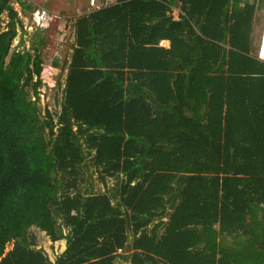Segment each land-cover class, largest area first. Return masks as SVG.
<instances>
[{
    "label": "trees",
    "instance_id": "obj_1",
    "mask_svg": "<svg viewBox=\"0 0 264 264\" xmlns=\"http://www.w3.org/2000/svg\"><path fill=\"white\" fill-rule=\"evenodd\" d=\"M179 1L73 18L52 111L0 0V264H53L17 241L53 196L72 227L57 264H264V0Z\"/></svg>",
    "mask_w": 264,
    "mask_h": 264
},
{
    "label": "rangeland",
    "instance_id": "obj_2",
    "mask_svg": "<svg viewBox=\"0 0 264 264\" xmlns=\"http://www.w3.org/2000/svg\"><path fill=\"white\" fill-rule=\"evenodd\" d=\"M12 1L22 19L24 28L23 30L20 27V32L24 31L21 34L22 39H25L31 52L39 49L44 58L41 103L42 105L49 103V108L55 111L56 97L61 93L58 89V80L65 61L73 53L72 43L76 31L72 19L103 5L114 4L116 0H29L34 7L33 11L24 9L19 1ZM254 27L255 42L259 44L261 54L264 55V8L258 12ZM41 38L44 41L43 45ZM15 42L18 43L17 40ZM109 184L111 187L114 186L111 178ZM95 185L97 188L105 189V185L98 179L95 180ZM65 224L59 199L56 196L50 197L41 205L39 217L29 221L27 230L17 237V241L44 251L49 262L55 263L66 246L65 232L68 231H65ZM33 234L39 236L37 246L31 242Z\"/></svg>",
    "mask_w": 264,
    "mask_h": 264
},
{
    "label": "crops",
    "instance_id": "obj_3",
    "mask_svg": "<svg viewBox=\"0 0 264 264\" xmlns=\"http://www.w3.org/2000/svg\"><path fill=\"white\" fill-rule=\"evenodd\" d=\"M97 9H99V8H97ZM162 44L165 45V46H169L170 42L169 41H164ZM64 218H65V213H64ZM258 218H259L258 222L261 223L262 219H263V216L260 213L258 215ZM71 228H72L71 225H69L67 223L65 224V231H68V233L65 232L66 236L70 233ZM231 234H233V237H231V239L230 238L229 239L232 241V251H234V250H235L234 252L240 251L242 246H244L246 235H237V234L234 235V233H231ZM218 240H219L218 242H221L222 239L220 238V236H219ZM231 241H229V240L227 241L226 240V243L230 244ZM121 261H122V259H121ZM56 262H57V260H56ZM56 262L53 263V264H57ZM127 264H131V263L127 262Z\"/></svg>",
    "mask_w": 264,
    "mask_h": 264
},
{
    "label": "built area",
    "instance_id": "obj_4",
    "mask_svg": "<svg viewBox=\"0 0 264 264\" xmlns=\"http://www.w3.org/2000/svg\"><path fill=\"white\" fill-rule=\"evenodd\" d=\"M251 50H252V52H253L254 54H256V53L258 52V50H259V46H257V45H253L252 48H251Z\"/></svg>",
    "mask_w": 264,
    "mask_h": 264
},
{
    "label": "water",
    "instance_id": "obj_5",
    "mask_svg": "<svg viewBox=\"0 0 264 264\" xmlns=\"http://www.w3.org/2000/svg\"><path fill=\"white\" fill-rule=\"evenodd\" d=\"M176 2H177V6H176V7H177L178 9H180V8H181V3H180V1H179V0H176Z\"/></svg>",
    "mask_w": 264,
    "mask_h": 264
}]
</instances>
